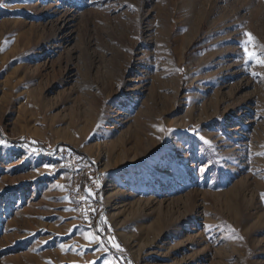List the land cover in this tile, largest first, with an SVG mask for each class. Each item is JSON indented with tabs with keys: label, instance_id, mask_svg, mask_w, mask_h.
I'll use <instances>...</instances> for the list:
<instances>
[{
	"label": "rangeland",
	"instance_id": "374dc122",
	"mask_svg": "<svg viewBox=\"0 0 264 264\" xmlns=\"http://www.w3.org/2000/svg\"><path fill=\"white\" fill-rule=\"evenodd\" d=\"M262 194L264 0H0V264H264Z\"/></svg>",
	"mask_w": 264,
	"mask_h": 264
},
{
	"label": "built area",
	"instance_id": "2783aa9c",
	"mask_svg": "<svg viewBox=\"0 0 264 264\" xmlns=\"http://www.w3.org/2000/svg\"><path fill=\"white\" fill-rule=\"evenodd\" d=\"M29 151L58 161L56 167L70 179L74 206L80 220L86 226L92 225L97 219L101 204L99 193L104 187L97 166L90 159L79 157L69 148H57L49 143L35 145L33 150Z\"/></svg>",
	"mask_w": 264,
	"mask_h": 264
},
{
	"label": "trees",
	"instance_id": "16d2710c",
	"mask_svg": "<svg viewBox=\"0 0 264 264\" xmlns=\"http://www.w3.org/2000/svg\"><path fill=\"white\" fill-rule=\"evenodd\" d=\"M20 144L22 145L23 148H27L28 150H33L34 146L27 144L26 141H21ZM84 158V157H83ZM98 217V216H97ZM96 222V221H95ZM119 260H123L122 257L118 258Z\"/></svg>",
	"mask_w": 264,
	"mask_h": 264
},
{
	"label": "snow or ice",
	"instance_id": "6c2138e0",
	"mask_svg": "<svg viewBox=\"0 0 264 264\" xmlns=\"http://www.w3.org/2000/svg\"><path fill=\"white\" fill-rule=\"evenodd\" d=\"M249 37H250V39H251V34L249 33V34H247ZM248 55H249V57L250 58H255V54L254 53H248ZM255 75V74H254ZM201 139H203V137H201ZM262 195H264V194H262ZM91 239H95V237L93 236ZM115 247H117V248H119V245L118 244H116V245H114ZM106 264H107V262H106Z\"/></svg>",
	"mask_w": 264,
	"mask_h": 264
}]
</instances>
